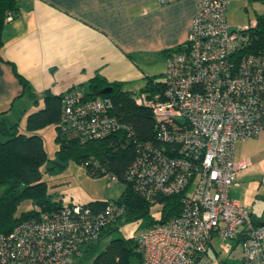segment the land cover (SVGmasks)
<instances>
[{
	"label": "built area",
	"instance_id": "built-area-1",
	"mask_svg": "<svg viewBox=\"0 0 264 264\" xmlns=\"http://www.w3.org/2000/svg\"><path fill=\"white\" fill-rule=\"evenodd\" d=\"M229 2L200 0L182 50L166 58L163 93L136 94L152 110L158 145L140 144L123 180L110 173L112 181L130 183L149 200L182 194L183 206L180 215L136 235L141 264H210L215 241L218 252L230 253L238 237L242 264H264V223L232 196L238 173L251 165L235 159L236 143L264 131V54L247 51L249 26L231 28ZM5 15L14 17L11 10ZM113 107L109 95L88 98L72 87L62 96L61 124L84 139L103 138L125 127ZM126 212V203L116 200L24 219L0 234V264H82L84 249Z\"/></svg>",
	"mask_w": 264,
	"mask_h": 264
},
{
	"label": "crops",
	"instance_id": "crops-1",
	"mask_svg": "<svg viewBox=\"0 0 264 264\" xmlns=\"http://www.w3.org/2000/svg\"><path fill=\"white\" fill-rule=\"evenodd\" d=\"M15 1L16 14L0 30V114L11 119L16 108L23 116L30 104L40 108L46 91L62 94L96 75L136 91L159 69L163 76L167 54L183 48L200 0ZM256 140L264 146V131ZM235 159L241 160L236 153Z\"/></svg>",
	"mask_w": 264,
	"mask_h": 264
},
{
	"label": "trees",
	"instance_id": "trees-1",
	"mask_svg": "<svg viewBox=\"0 0 264 264\" xmlns=\"http://www.w3.org/2000/svg\"><path fill=\"white\" fill-rule=\"evenodd\" d=\"M17 8L15 0H0V30L6 20L5 12L11 10L16 14ZM255 20L256 24L248 29L250 44L247 51L264 54V12L257 14ZM181 50L182 46H179L171 51ZM173 52L169 51L167 56ZM16 73L24 91L38 103L39 100L28 80ZM107 86L113 88L112 92L104 94L111 96L114 101L112 114L124 123L125 127L103 138L84 139L75 131L63 128V93L46 91L43 96L44 105L27 114L25 128L21 127L19 120L5 116V112L0 114V234L11 232L24 219L65 206L51 198L48 184L43 179L42 168L46 164L49 169H55L75 161L93 176L114 173L123 180L124 174L138 155L139 145L146 142L158 145L152 110L146 105H139L136 102V94L145 92L151 97L160 96L165 89L164 75L145 78L138 91L125 89L122 83L109 82L99 75L77 87L83 89L88 98H95L98 96L97 91ZM51 124H55L57 130L58 148L54 160L49 159L44 138L39 133ZM119 200L126 203L125 216L103 230L99 239L110 237L103 250L98 252V241L84 249L82 264H141L142 256L137 249L136 236L112 237V233L119 232L122 224L133 221L141 222L144 229L148 228L156 222L180 215L183 209L182 194L157 195L153 200H149L135 192L130 183H127V190ZM24 202H31L33 207L20 210ZM108 202L97 200L85 206L102 208ZM254 219L256 223H264V219ZM242 240V237H238L235 247L241 244ZM242 261L243 257L238 260V264H242Z\"/></svg>",
	"mask_w": 264,
	"mask_h": 264
},
{
	"label": "rangeland",
	"instance_id": "rangeland-1",
	"mask_svg": "<svg viewBox=\"0 0 264 264\" xmlns=\"http://www.w3.org/2000/svg\"><path fill=\"white\" fill-rule=\"evenodd\" d=\"M264 12L262 0H230L227 17L231 28L240 29L246 26H253L257 14ZM158 70V76L163 77ZM43 102V101H42ZM44 105L41 103V106ZM40 106V107H41ZM28 113L39 109L38 104H30L26 108ZM25 113V112H23ZM15 109V119L19 120L22 128H25L26 117ZM39 133L44 138V143L50 160L56 159L57 130L55 124L48 125ZM236 157L241 160H249L251 165L238 173L237 181L233 184V197L254 212L257 220L264 219V146L254 139L242 140L236 143ZM52 162H50V165ZM46 164L43 170V179L48 184V191L53 201L64 205L81 204L86 205L97 200L116 201L121 198L127 190V183L123 181L113 182L111 174L93 176L87 169L75 161H70L65 167L49 169ZM31 202H24L20 210L31 209ZM144 230L141 222H127L122 224L119 232L112 233V237L136 236ZM110 237H103L98 240V252L103 250L109 243ZM209 250L210 264H238L243 257L241 244L234 247L230 253L223 250L218 252V245ZM235 244V242H233ZM86 264V263H85Z\"/></svg>",
	"mask_w": 264,
	"mask_h": 264
},
{
	"label": "water",
	"instance_id": "water-1",
	"mask_svg": "<svg viewBox=\"0 0 264 264\" xmlns=\"http://www.w3.org/2000/svg\"><path fill=\"white\" fill-rule=\"evenodd\" d=\"M113 88L111 86H107L103 89H100L97 91V95H104V94H108L110 92H112Z\"/></svg>",
	"mask_w": 264,
	"mask_h": 264
}]
</instances>
